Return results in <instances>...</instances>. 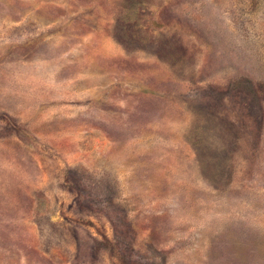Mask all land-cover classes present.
<instances>
[{"label": "rangeland", "instance_id": "1", "mask_svg": "<svg viewBox=\"0 0 264 264\" xmlns=\"http://www.w3.org/2000/svg\"><path fill=\"white\" fill-rule=\"evenodd\" d=\"M0 264H264V0H0Z\"/></svg>", "mask_w": 264, "mask_h": 264}]
</instances>
